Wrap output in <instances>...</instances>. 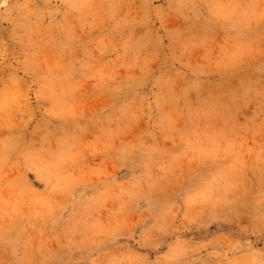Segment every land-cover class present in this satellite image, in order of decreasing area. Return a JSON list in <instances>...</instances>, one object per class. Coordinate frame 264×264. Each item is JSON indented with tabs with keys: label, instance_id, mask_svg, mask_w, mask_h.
<instances>
[{
	"label": "rangeland",
	"instance_id": "rangeland-1",
	"mask_svg": "<svg viewBox=\"0 0 264 264\" xmlns=\"http://www.w3.org/2000/svg\"><path fill=\"white\" fill-rule=\"evenodd\" d=\"M0 264H264V0H0Z\"/></svg>",
	"mask_w": 264,
	"mask_h": 264
}]
</instances>
